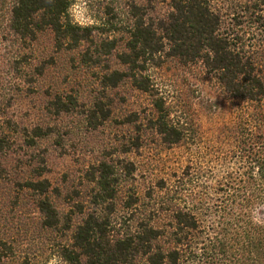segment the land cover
I'll return each instance as SVG.
<instances>
[{"label": "trees", "instance_id": "16d2710c", "mask_svg": "<svg viewBox=\"0 0 264 264\" xmlns=\"http://www.w3.org/2000/svg\"><path fill=\"white\" fill-rule=\"evenodd\" d=\"M144 1L150 0H143L139 15L141 9L133 6L136 19L125 51L117 53L127 71L105 66L102 85L115 89L129 78L152 96L156 117L151 125L162 143H204V153L199 149L171 181L145 188L143 212L136 209L140 198L135 193L125 201L120 194L132 163L121 168L100 161L83 167L81 177L91 185L88 205L77 202L79 193L72 191L65 195L66 213L51 197L60 196V189L42 178L43 159L30 165L36 176L16 179L12 163H18L20 154L36 158L37 147L52 134L48 118L78 107L76 96L57 94L41 109L47 118L16 119V100L34 93L44 73L45 61L38 60L35 48L38 35L49 31L55 47L74 50L91 40L92 29L69 20L71 0H0V187L13 184L32 193L45 227L65 224L67 242L54 255L64 264H264V0H223L221 6L233 11L227 15L219 1L169 0L168 10L159 16ZM88 44L80 58L84 65L98 66L102 55L117 48L114 39ZM162 55L200 64L234 102L233 119L206 142L200 128L172 120L164 98L152 93L146 71L158 66ZM92 107L101 121L108 118L102 99ZM138 147L136 140L125 152ZM0 264L32 262L19 260L14 247L0 239Z\"/></svg>", "mask_w": 264, "mask_h": 264}, {"label": "rangeland", "instance_id": "374dc122", "mask_svg": "<svg viewBox=\"0 0 264 264\" xmlns=\"http://www.w3.org/2000/svg\"><path fill=\"white\" fill-rule=\"evenodd\" d=\"M218 1L220 10L224 9L221 10L223 15L233 12L221 6L223 0H214V3ZM86 2L93 23L78 26L92 29L90 39L94 43L114 39L117 48L111 55H102L98 66L84 65L80 62L81 53L87 50L91 40L80 43L74 50L65 46L58 49L49 31L38 35L35 48L37 59L45 61L44 73L39 77L34 93L23 94L16 100L13 106L16 119L21 121L28 116L30 121L39 122L47 118L41 109L57 94L76 96L78 107L73 112L48 118L52 134L37 147L36 158L33 155L29 157L31 153L25 157L20 154L16 158L18 163H12L15 165L12 171L16 179L34 177L36 175L30 165L34 160L43 159L42 178L49 180L53 188L60 189V196L53 194L51 197L58 209L66 213L69 206L65 195L72 194V191L79 193L75 198L77 202L88 205L91 185L81 177L83 167L100 161L121 168L132 163V174L121 182L120 194L125 201L126 195L135 193L140 198L136 209L143 212L144 189L149 185L154 187L160 180L171 181L199 149L201 155L204 153V143L202 146L197 143L192 146L163 144L151 125L156 112L149 93L135 87L127 77L115 89L102 85L105 66L127 71L117 59V53L125 51L129 28L136 19L131 16L135 11L133 6L141 9L136 10L139 15L143 12V0ZM168 2L150 0L144 4L155 9L150 12L153 16H159L168 10ZM223 21H228V16H224ZM158 63V66L148 68L146 74L153 87L152 93L164 98L172 120L186 123L190 129L200 128V138L206 142L215 134L216 128L233 119L236 111L234 102L226 97L221 86L200 64H182L163 55ZM141 70L139 74L143 76ZM95 99H102L104 108L109 111L104 121L97 112H93ZM136 140L139 147L125 152ZM220 170L217 168L218 175H221ZM35 203L36 197L32 193L21 191L13 184L0 187V239L14 247L19 260L27 258L32 264H49L57 246L67 242L69 231L63 222L55 228L45 227ZM118 209L123 210L122 206ZM78 220L75 216L74 222Z\"/></svg>", "mask_w": 264, "mask_h": 264}, {"label": "clouds", "instance_id": "9594fccd", "mask_svg": "<svg viewBox=\"0 0 264 264\" xmlns=\"http://www.w3.org/2000/svg\"><path fill=\"white\" fill-rule=\"evenodd\" d=\"M66 11L71 21L77 25L86 26L93 23L86 0H71ZM49 264H64V261L60 256H53Z\"/></svg>", "mask_w": 264, "mask_h": 264}]
</instances>
